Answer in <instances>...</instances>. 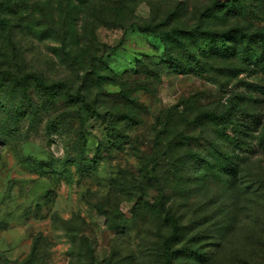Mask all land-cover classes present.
<instances>
[{
  "label": "rangeland",
  "instance_id": "374dc122",
  "mask_svg": "<svg viewBox=\"0 0 264 264\" xmlns=\"http://www.w3.org/2000/svg\"><path fill=\"white\" fill-rule=\"evenodd\" d=\"M0 264H264V0H0Z\"/></svg>",
  "mask_w": 264,
  "mask_h": 264
},
{
  "label": "trees",
  "instance_id": "16d2710c",
  "mask_svg": "<svg viewBox=\"0 0 264 264\" xmlns=\"http://www.w3.org/2000/svg\"><path fill=\"white\" fill-rule=\"evenodd\" d=\"M163 36H170V35L163 34ZM200 36L202 37V41L206 43L207 51L210 52L211 54H215L219 56H228L233 53L232 49L230 48V45L228 44V42L235 40V36L231 32L224 33L219 37H215L208 33L196 34L193 32L188 35V37L193 41L198 40ZM29 78L32 80V82L35 84L36 87L41 88L43 90L49 89V86H47V84L39 77H36L35 75H30ZM226 161L228 162V166L232 168L231 173H233L234 163L229 158H226ZM166 221L171 225L173 234H176L178 231L176 221L169 217L166 219ZM166 257H168V262L170 263L171 256L167 254Z\"/></svg>",
  "mask_w": 264,
  "mask_h": 264
}]
</instances>
